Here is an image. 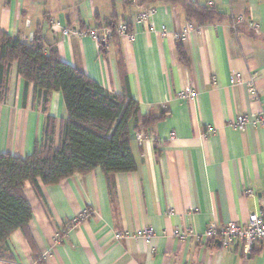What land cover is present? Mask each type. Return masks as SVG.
I'll return each instance as SVG.
<instances>
[{
  "label": "crops",
  "instance_id": "obj_1",
  "mask_svg": "<svg viewBox=\"0 0 264 264\" xmlns=\"http://www.w3.org/2000/svg\"><path fill=\"white\" fill-rule=\"evenodd\" d=\"M192 1L216 8L222 18L191 22L196 29L182 42L185 65L175 33L190 20L179 3L0 0V32L30 41L41 27L63 61L110 92L131 95L142 114L166 113L148 129L130 124L137 167L116 173L112 191L101 168L53 185L39 181L43 197L27 181L31 239L21 229L13 232L9 259L0 264H29L33 256L40 264H264V239L245 253L237 242L222 247L202 236L211 222L246 220L264 210V121H257L264 119V0ZM148 8H155L153 15L134 22ZM240 16L244 22L235 26ZM111 19L130 22L133 36L113 34L104 53L90 35L79 34ZM234 74L239 80L233 82ZM185 84L198 90L195 98H179ZM48 111L57 118L58 145L68 117L61 91L52 92ZM240 114L248 117L244 129L233 125ZM44 122L34 84L26 86L15 65L0 105V153L30 155ZM188 227L193 236H174ZM147 228L151 240L143 235Z\"/></svg>",
  "mask_w": 264,
  "mask_h": 264
},
{
  "label": "trees",
  "instance_id": "obj_2",
  "mask_svg": "<svg viewBox=\"0 0 264 264\" xmlns=\"http://www.w3.org/2000/svg\"><path fill=\"white\" fill-rule=\"evenodd\" d=\"M169 1L181 4L190 22L198 26L222 18L216 8L200 2ZM118 22V19L107 20L96 29L105 28L110 39L118 33ZM127 23L132 30V24ZM182 42L177 43V56L187 65L188 56ZM106 43L100 42V52L107 51ZM119 63L123 71L122 56ZM15 65L25 85L34 84L45 122L42 138L30 155L0 153V261L9 259L8 241L13 232L21 229L31 239L28 225L33 211L24 191L27 181L43 197L39 181L53 185L75 173L85 174L101 168L112 191L116 173L134 171L137 167L131 150L130 124L133 122L136 130L148 129L166 115L165 112L142 114L138 101L131 95L112 93L82 69L63 61L56 46L46 40L41 27L30 41L0 32V105L9 97L10 75ZM53 91L62 92L68 111V117L62 120L58 145L57 118L48 111Z\"/></svg>",
  "mask_w": 264,
  "mask_h": 264
},
{
  "label": "built area",
  "instance_id": "obj_3",
  "mask_svg": "<svg viewBox=\"0 0 264 264\" xmlns=\"http://www.w3.org/2000/svg\"><path fill=\"white\" fill-rule=\"evenodd\" d=\"M155 12V8H148L143 9L142 11L138 12L134 18V22L145 21L147 20L153 13ZM244 19L242 16L238 17L233 23L235 26L237 24L243 23ZM249 27L255 31L259 32V24L253 20L248 22ZM52 26L57 28L59 26L58 22H53ZM196 29L195 24L189 22L182 27L181 30L175 33V38L177 40L184 41L186 40L189 35ZM117 32L122 36L132 37L133 31L129 29V25L126 21H119L116 26ZM166 28L162 26V32L165 34ZM65 34H69V30H64ZM80 35H90L96 42L98 47H100L101 41H109L108 39V32L104 28L103 30H99L96 28H92L86 31H80ZM108 38V39H107ZM239 80V75L234 74L232 77V81ZM198 94V90L195 86L191 84H185L183 89L178 93L179 98L182 99H193ZM260 116H264V113L259 114ZM264 121L263 118L257 119V121ZM248 122V117L245 114H240L234 120L233 125L238 129H244L245 125ZM139 140L143 139V135L139 133L137 135ZM251 194V190H248ZM89 211H85L84 215H89ZM76 221V219L74 220ZM79 220L74 222L73 225L77 224ZM72 225V226H73ZM174 236L179 239H185L190 236L194 235V230L190 227L183 228L181 230H175L173 232ZM143 235L148 239L151 240L153 237V232L151 229L147 228L143 232ZM203 237L208 238V240H218L222 247H229L232 243L237 242L242 245L243 250L245 253L251 251L253 245L258 240L264 239V210L260 209L253 213H250L246 220H233L228 223H217L211 222L204 233L202 234ZM29 264H39L38 259L33 256L30 260Z\"/></svg>",
  "mask_w": 264,
  "mask_h": 264
},
{
  "label": "water",
  "instance_id": "obj_4",
  "mask_svg": "<svg viewBox=\"0 0 264 264\" xmlns=\"http://www.w3.org/2000/svg\"><path fill=\"white\" fill-rule=\"evenodd\" d=\"M220 243V242H219Z\"/></svg>",
  "mask_w": 264,
  "mask_h": 264
}]
</instances>
